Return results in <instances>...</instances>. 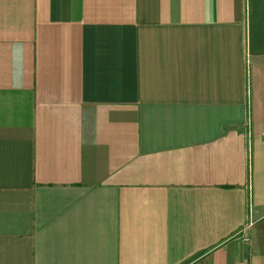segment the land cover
Instances as JSON below:
<instances>
[{
    "label": "crops",
    "instance_id": "crops-1",
    "mask_svg": "<svg viewBox=\"0 0 264 264\" xmlns=\"http://www.w3.org/2000/svg\"><path fill=\"white\" fill-rule=\"evenodd\" d=\"M0 264H264V0H0Z\"/></svg>",
    "mask_w": 264,
    "mask_h": 264
},
{
    "label": "built area",
    "instance_id": "built-area-1",
    "mask_svg": "<svg viewBox=\"0 0 264 264\" xmlns=\"http://www.w3.org/2000/svg\"><path fill=\"white\" fill-rule=\"evenodd\" d=\"M247 239V237H245V240Z\"/></svg>",
    "mask_w": 264,
    "mask_h": 264
}]
</instances>
